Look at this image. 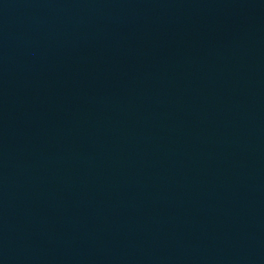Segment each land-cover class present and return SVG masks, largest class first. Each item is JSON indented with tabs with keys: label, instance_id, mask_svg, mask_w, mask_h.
Masks as SVG:
<instances>
[{
	"label": "water",
	"instance_id": "1",
	"mask_svg": "<svg viewBox=\"0 0 264 264\" xmlns=\"http://www.w3.org/2000/svg\"><path fill=\"white\" fill-rule=\"evenodd\" d=\"M0 264H264V0H0Z\"/></svg>",
	"mask_w": 264,
	"mask_h": 264
}]
</instances>
